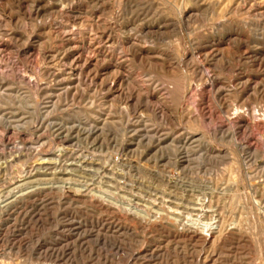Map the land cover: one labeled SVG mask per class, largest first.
Instances as JSON below:
<instances>
[{"label": "rangeland", "instance_id": "obj_1", "mask_svg": "<svg viewBox=\"0 0 264 264\" xmlns=\"http://www.w3.org/2000/svg\"><path fill=\"white\" fill-rule=\"evenodd\" d=\"M61 2L78 13L75 24L59 13ZM259 6L264 0H0V39L10 43L0 52V264H264V99L222 90L233 111L255 107L258 115L244 118L246 136L219 144L211 135L226 122L222 106L196 80L186 84L184 64L201 65L213 27L237 24L255 46L261 39L246 10ZM155 18L168 20L153 22L166 27L160 39L139 28ZM97 20L120 39L146 37L152 51L170 54L169 68L177 61L172 79L125 57L136 85L154 97L152 110L133 103L130 87L107 91L112 78L100 85L93 74H61L69 61L55 33L67 26L85 44L107 45ZM230 47H221L229 62L210 74L230 90L245 76L251 85L264 79V61L238 60L243 48Z\"/></svg>", "mask_w": 264, "mask_h": 264}, {"label": "bare ground", "instance_id": "obj_2", "mask_svg": "<svg viewBox=\"0 0 264 264\" xmlns=\"http://www.w3.org/2000/svg\"><path fill=\"white\" fill-rule=\"evenodd\" d=\"M66 2H68V1H66ZM22 3H23V1H22ZM121 3L124 5V7H126L129 4L128 1H125V2L122 1ZM254 5L256 6V4H254ZM260 6L256 7L257 10H256V8H255V10H246L250 14V16L253 18L252 20H250V23L252 25H254L253 26V32L256 35H258L261 39V41L256 42V45L253 44L255 46L251 47L250 44L248 45V42L251 39L248 41L249 37L247 35H245V33H242V31L238 28L237 24L232 23L233 24L232 28H230V27L224 28L223 27L224 28L223 33H221V31H219V30L217 31V28L213 27L212 28L213 32H211V30H210L209 31L210 34L205 36V38L208 37L209 40H206L203 43H201V45L203 44L202 50L204 51L202 53L203 61H201V63H200L201 65H199V64L194 65L192 62L193 60L191 58L184 61V64L186 66V70L187 71L191 70L190 75L189 76L187 75L188 78L186 80V84L190 87V86H192V82H194L193 80H196L198 82L197 85L199 87L207 88L208 90L213 92L215 99L218 100V102H220V104L222 106L221 114L224 115V117L226 118L225 119L226 122H223V123L221 122L222 124L221 125L219 124L220 126H214L212 129V135H211L212 139L217 141V143H219V144H223V142L227 143V142L233 141L234 140L233 139L234 133H237V132H241L242 134H245V136H246V134L248 133L250 128L248 127V124L244 120V118L247 117V115H250L252 117L255 115H258V113H257L258 109H255V107L243 108L242 110H240V108H235L233 111L232 105L227 104L228 102L226 103L225 101L221 102V99H222L220 97L221 91L224 90L225 94L227 93V95H229L231 93L234 94L237 92L238 94L240 93V96L243 93V92L241 93L240 91H246L247 93L253 94L256 97L259 96V97H262L264 99V79L263 80L261 79V80H259V82H256V83L253 82L254 84L251 85V82H252L251 77L245 76V77H243L244 81L242 80V82L238 83V84H241V87H234L233 89L230 90L229 85L220 82L218 80V78L215 77L217 75H214V73L210 74L211 71L213 70L212 68H215V67L219 66L220 64H224L225 60L228 59L227 54L224 52L225 49L223 50L221 48L222 45H226L229 47L233 46V49H235V52L236 51L239 52V49L243 48V52L241 53V51H240L241 54L238 56V58H239L238 60L244 61L251 54H253V56L256 59H259V61H261V62L264 61V10H261ZM251 9H253V8L251 7ZM258 9H260V10H258ZM36 10H38V9H36ZM110 11L111 10H107V12H110ZM188 12H189V14H187V17L189 18L193 15V10H189ZM59 13L65 15L67 17V19L70 20V22H72L74 24L79 19L78 13L74 14L73 8H72L71 4H69V3L61 2V8L59 9ZM222 13H224V12H222ZM89 14L92 15L93 12L89 13ZM194 16L195 15H193V17ZM247 16H248V14H247ZM161 19L162 18H159V19L155 18V20L151 21L150 24L145 23L144 25L139 27L141 32H144V34H142V35H145V33H146L147 35H152V37L158 38V39L164 37L165 36L164 34L166 33V30H165L166 27L161 26L162 24L160 25L158 23L154 27L152 26L153 22L161 21ZM167 21H168L167 19H164L161 22L168 24ZM161 22H159V23H161ZM187 23H188V19L186 18L183 20L184 29L186 31H188V33H190V31H189L190 28L188 29ZM245 23L248 24V22H245ZM172 25H173V23H172ZM221 25H223V24L221 23ZM92 26H94L95 29L100 30L98 33L99 34L98 36L100 38L104 37L106 39L105 42L107 43V45L103 44L102 46H100L98 41L93 43V42H91V40L89 41V43L85 44L83 37H81V35L78 32L74 31L73 30L74 28L71 29L67 26L63 27L61 29L60 33H58V32L55 33V37L60 36V41H61V43H60L61 46H60V48H57V49L59 50L60 54H62L63 59L66 61H69L68 69L66 70L67 72L65 74L64 73H61V74L66 75V77H69V78H71L75 75L78 76L82 73L93 74V76L96 80H100V85H105L106 80L109 78H112L111 79L112 81L110 83V86H108L107 91H110L113 88L112 86L113 85L115 86L116 84L118 85V87L122 88L121 93H122L123 89L127 90L130 87V89L132 90V93H135V95L131 97L133 100V103L135 105H140V106L143 105L145 108L152 110L150 100H151V98H154V97L147 95V93H148L147 87L136 85V82H135L136 80L134 81L133 76L131 74L133 70L131 71V69H129V68H131V66H128L127 64H125V62H126L124 60L125 57L130 56V58L139 60L138 62H140L145 67L150 68V69L155 70V71L166 73L167 74L166 77L169 76L172 79L175 78L179 72L180 66L176 63L177 61L175 60L173 62V66H171L170 68L168 66H166L167 64H165V63H167L168 59L172 58L170 56V54L168 55L167 54L168 52L167 53L166 52L162 53V51L159 52L160 50H158V51L153 50L152 51L150 49V47L148 45H146V42H148L146 37L144 39L140 40V39H137L136 37H134L131 33H127L126 36H124V38L120 39L117 36L113 35V30H112V28H110V25L107 23V21L105 22V21L97 20L96 22L95 21L92 22ZM180 30H179V26L178 27L175 26L173 32L174 31L180 32ZM134 35H135V32H134ZM136 35H138V34H136ZM139 36H141V34ZM256 39H254V40H256ZM92 40L95 41V37ZM190 40H192V39H190ZM202 40H203V38H202ZM116 41L118 44H120L122 46V49L125 53V54L123 53L124 55L120 54L118 56L117 53L114 51V49H115L114 42H116ZM197 42H198V40H197ZM198 43H200V42H198ZM194 44H197V43H194ZM9 48H10V43H8L6 40L0 39V52L6 51ZM198 50H201V49H198ZM225 51L227 52V50H225ZM154 58H157L159 60V63L155 62ZM235 58H236V56H235ZM136 60H134V61H136ZM245 61H247V60H245ZM225 64H227V63H225ZM99 66H102V67L99 68ZM99 71L103 72L102 76L105 75L106 76L105 79L100 78ZM124 71H126L127 74H124ZM204 71L206 72V75L204 74ZM239 78H241V77L239 76ZM129 81L131 83H128ZM23 82H24V80H23ZM27 82H28V84L32 83V85H36V86L38 85V83L34 80L33 77H30V79ZM169 83H168V85H169L168 90L170 92L174 93L175 99L179 100L181 97V90L178 87V84H176L175 82H173L171 84H169ZM41 84H42V82H41ZM118 90L119 89H117V91ZM131 90H130V92H131ZM200 90H202V88ZM111 91H113V90H111ZM130 96H131V94H130ZM159 98H156V100L158 101ZM161 98H160L159 102L163 101V99H161ZM199 104H201V103H199ZM217 104H218V106H220L219 103H217ZM200 108H201V106H200ZM233 114H235L238 119H237L236 123H233V125H230L231 124L230 119L233 117L232 116ZM91 115L93 118H97L98 112L92 111ZM261 115L263 118L262 120L264 121V109H262ZM229 120H230V122H229ZM237 145L239 146V144L236 143V146ZM245 145L246 144H242V146H245ZM188 146H191V144H188L186 146V148ZM204 147H206V145ZM211 147H209L210 152L218 153L214 148H211ZM246 149L250 150V147H246ZM255 152L256 151L253 150V154H255ZM215 155H217V154H214V156ZM219 232H220V230H219Z\"/></svg>", "mask_w": 264, "mask_h": 264}]
</instances>
